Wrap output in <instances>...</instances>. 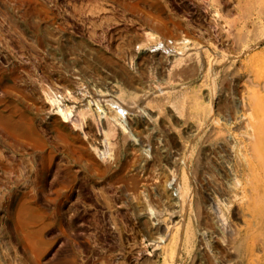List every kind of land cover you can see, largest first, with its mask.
<instances>
[{
  "label": "rangeland",
  "instance_id": "374dc122",
  "mask_svg": "<svg viewBox=\"0 0 264 264\" xmlns=\"http://www.w3.org/2000/svg\"><path fill=\"white\" fill-rule=\"evenodd\" d=\"M259 52L264 0H0V110L25 130L0 123V264H264ZM74 87L108 113L119 89L148 98L109 144L105 120L84 139L51 111Z\"/></svg>",
  "mask_w": 264,
  "mask_h": 264
},
{
  "label": "bare ground",
  "instance_id": "6f19581e",
  "mask_svg": "<svg viewBox=\"0 0 264 264\" xmlns=\"http://www.w3.org/2000/svg\"><path fill=\"white\" fill-rule=\"evenodd\" d=\"M213 3V2H212ZM219 9V8H218ZM218 11L219 10H217V9H215L214 10V13L216 14L215 16H219V14H218ZM216 17V18H217ZM222 17V16H221ZM221 31V30H220ZM219 32V31H218ZM225 34H227V33H225ZM224 34V35H225ZM222 35V34H221ZM147 36V38H145L144 40H146V41H148V40H152V41H156V39H154L153 37H154V34L153 33H147V35H145V37ZM218 36H219V34H218ZM226 36V35H225ZM230 36V35H229ZM220 37V36H219ZM219 37H217L216 36V38L218 39ZM227 38L226 39H228V35L226 36ZM231 37V36H230ZM238 37V36H237ZM225 39V40H226ZM230 39V38H229ZM235 39H237V38H235ZM234 40V39H233ZM238 40V39H237ZM210 41V40H209ZM219 41H220V38H219ZM241 41H244V40H239V43H240V48H241V50H242V52H243V54L245 53L246 55H249V53L250 52H252L253 50H255V48H256V46H257V43H252L251 44V42H249L248 40H245L246 42H241ZM159 42V41H158ZM216 42V41H215ZM230 42V41H229ZM236 42V41H235ZM238 42V41H237ZM154 43V42H153ZM157 43V42H156ZM155 43V44H156ZM213 43H214V41H213ZM234 43V42H233ZM143 44H144V41H143ZM145 44H147L146 42H145ZM148 44H149V42H148ZM151 44H152V42H151ZM180 44V47L178 46ZM177 43V48H178V51L181 49V50H183V49H185V51L186 50H188V48H187V46H188V44H190V40H188V39H186V38H182V40L180 41V43ZM195 44V52L197 51L198 53H200V51H203L202 49H204L206 52L208 51V52H211V56H222V53H220V52H218V51H220V49L221 48H219V50H218V48H217V46H215V45H213V44H209L208 45V47L207 48H203V47H201L198 43H194ZM235 45V44H234ZM233 45V46H234ZM219 46V45H218ZM223 46V45H222ZM231 46H232V43H231ZM238 46V45H237ZM147 47V46H146ZM148 47H150V46H148ZM191 47V46H190ZM227 47V46H226ZM156 48H158V47H156ZM180 48V49H179ZM230 48V47H229ZM228 48V49H229ZM193 49V50H194ZM197 49V50H196ZM231 49H232V47H231ZM239 49V48H238ZM153 50V49H152ZM171 50H173V49H171ZM192 50V51H193ZM244 50V51H243ZM167 51V50H166ZM204 51V52H205ZM229 51V50H228ZM227 51V52H228ZM188 52H189V50H188ZM187 52V53H188ZM226 52V51H225ZM183 52H181V55H183L182 54ZM186 53V54H187ZM224 53V52H223ZM260 53V55H259V57H260V59H257V64H260L262 67V69H264V53L263 52H259ZM180 54V53H179ZM185 54V53H184ZM185 54V55H186ZM205 54V53H204ZM180 55V56H181ZM200 55H201V53H200ZM187 56V55H186ZM196 56V55H195ZM203 56H205V55H203ZM188 57V56H187ZM186 57V58H187ZM224 57H226L224 54H223V56L222 57H220V58H223L224 59ZM166 58V57H165ZM168 58V57H167ZM183 59H184V57H182ZM191 58V57H190ZM199 58V57H198ZM205 58V57H204ZM214 58V57H213ZM181 59V57H178V59L176 58V60H175V62H173L174 64H175V66L178 68V63L181 61L180 60ZM192 59H194V58H192ZM185 60V59H184ZM207 61H205V59H204V61L206 62V65H207V68H205L206 66H204V69L205 70H203V68H201V67H196L197 68V71L195 70V71H191V72H188V69L186 68V70H187V74H189L188 76L190 77V75H192V76H194L195 75V73L196 72H198L199 70H200V72L203 70V71H205V75L206 76H208V78L210 79L211 78V76L213 75V67H212V65H213V59L210 61V57H208L207 59H206ZM194 61V60H193ZM198 61H199V59H198ZM182 62V61H181ZM201 62V61H200ZM169 63H170V61H169ZM172 63V64H173ZM192 63V62H191ZM198 63V62H197ZM204 63V62H203ZM195 64V63H194ZM216 64V63H215ZM218 64V63H217ZM253 64H254V62H253ZM196 65V64H195ZM199 65V64H198ZM202 66H203V64H202ZM175 67V68H176ZM172 68V67H171ZM174 68V67H173ZM181 68V67H180ZM195 68V69H196ZM182 69H184V68H182ZM173 70V69H172ZM175 70V69H174ZM173 70V71H174ZM185 70V69H184ZM183 70V71H184ZM185 70V71H186ZM175 71H177V70H175ZM179 71V70H178ZM182 71V72H183ZM202 71V72H203ZM181 72V71H180ZM178 73V72H177ZM186 73V72H185ZM169 74H170V72H169ZM194 74V75H193ZM197 74V73H196ZM216 74H217V72H216ZM222 74V73H221ZM156 75V74H155ZM168 75V74H167ZM177 75V74H176ZM182 75L183 76H186V74L184 75V73H182ZM214 75H215V73H214ZM169 76V75H168ZM170 76H171V74H170ZM172 76H174V74L172 75ZM187 76V77H188ZM203 76V75H202ZM217 76V75H216ZM224 76V75H223ZM226 76V75H225ZM154 77V76H153ZM155 78V77H154ZM171 78V77H170ZM169 78V80L167 81L169 84H170V82H171V79ZM185 78V77H184ZM184 78H182V79H184ZM213 78V77H212ZM223 78V77H222ZM159 79V78H158ZM214 79V78H213ZM224 79H225V77H224ZM230 79H231V77H230ZM155 80V79H154ZM229 80V79H228ZM211 81V83L209 84V85H211L212 84V86H210V88H209V97H210V100H211V98L213 97V95H214V90L216 89L214 86V82L212 81V79L210 80ZM179 82V81H178ZM177 82V83H178ZM222 82V81H221ZM68 83V82H67ZM176 83V82H175ZM183 85V84H182ZM186 85V84H185ZM208 85V86H209ZM76 86V85H75ZM78 86V85H77ZM180 86V85H179ZM205 86H207V85H205ZM135 87V86H134ZM170 87V86H169ZM183 87V86H182ZM75 88V87H74ZM83 88V87H82ZM159 88V87H158ZM158 88L156 89V90H158ZM76 89V91H75V93L74 92H70V91H67V93H65V96L64 97H62L58 92H49V93H46V95L44 94V97H45V100H47L48 101V103H49V105H50V107H51V111H53L54 112V114L55 115H57V116H59L60 117V120H61V122H63L65 125L63 126L64 128L66 127V124H68V125H70V126H72L73 128H75L76 130H78L79 132H81V134H82V136H83V138L85 139L86 137L88 138V136H87V133L85 132V127L87 128V126H88V123H87V120H89L90 121V123H91V125H93L95 128L97 127V128H100V121L103 119V120H105V122H107V128L105 129L106 131L103 133L104 134V136H105V141L106 142H108L109 144H110V138L111 137H113L114 136V134L118 131V130H122V131H125L126 130V128H128V127H126V123H125V120H123V118H121L122 117V113H121V111L119 110L120 109V107H122L123 105H125V107H128V103L130 104V107H128V108H131V110H132V112H137L139 109L141 110V111H143V109L140 107H138L137 105H135L136 104V101L135 100H139V99H141V98H148V93H147V95H144L143 94V96H139V95H136V94H134V93H131V92H126V91H123L122 89L120 90L119 89V94H118V99H116L115 100V104H116V107H114L115 108V110L112 112V113H108L107 111H105L103 108H102V106H101V104H100V102L101 101H99V100H97V99H93L92 97H90V99H88L87 98V92H86V95L83 93V91H82V89H81V87L79 88V87H76L75 88ZM162 90L164 89V90H166L165 89V87L164 88H161ZM177 89V88H176ZM74 90V89H73ZM164 90L162 91V92H164ZM173 90V89H172ZM181 90V89H180ZM186 90L188 91V88L187 89H185V97H192L194 100V103L196 104V105H200V106H202L203 108H205V106H203V102H202V100L199 98V97H197V96H195V93H194V89L193 88H189V91H190V93L188 94L187 93V95H186ZM86 91V90H85ZM170 91V90H169ZM182 91H184V90H182ZM89 92V91H88ZM157 92H160L161 93V91H157ZM168 91H166L165 92V94L167 93ZM175 92V91H174ZM71 93H74V95L73 94H71ZM182 92H180V94H181ZM71 94V95H70ZM171 94V93H170ZM142 95V94H141ZM171 96H172V94H171ZM181 96V95H180ZM65 97H67L68 98V100H70L71 101V103H73V104H79L80 105V109H75V108H73V106H67V105H65V104H63L62 103V99L63 98H65ZM169 97H170V95H169ZM184 97V95H183V98H185ZM107 99H108V97H107ZM129 99H131V100H129ZM141 100H143V99H141ZM214 100V99H213ZM131 102V103H130ZM184 102V101H183ZM213 102V101H212ZM185 103V102H184ZM179 104V103H178ZM180 104H181V102H180ZM211 104V103H210ZM5 105V104H4ZM139 105V104H138ZM182 105V104H181ZM181 105H180V107H181ZM132 106H134V107H132ZM183 106V105H182ZM212 106V105H211ZM233 106V105H232ZM94 107V108H93ZM104 107V106H103ZM183 107H185V106H183ZM138 108V109H137ZM212 108V107H211ZM210 108V109H211ZM75 109V110H74ZM94 109L96 110L97 109V111H98V113H95V111H94ZM210 109H209V105H208V107L206 108V112H207V115H210V113H211V111H210ZM235 109V108H234ZM123 112V111H122ZM144 112V111H143ZM142 112V113H143ZM205 112V113H206ZM110 114V115H109ZM98 116V117H97ZM215 122V121H214ZM0 123H1V125L2 126H4V127H7V128H10V130H13V131H16V130H18V131H20V133L19 134H23V133H25V130H24V125L20 122V121H18V120H15V114H14V112L12 111V110H8V112L7 113H5V114H3L2 112H1V110H0ZM198 124V123H197ZM52 125V124H51ZM220 125V124H219ZM91 128V127H90ZM51 129H54V128H51ZM74 129V130H75ZM2 130V129H1ZM24 130V131H23ZM57 130V129H56ZM199 130H200V128H199ZM13 135V134H12ZM7 136V135H6ZM10 137V136H9ZM15 137V136H14ZM15 139H17V138H15ZM19 139V138H18ZM112 139V138H111ZM135 139V138H134ZM107 143H105L104 145H106ZM107 146H108V144H107ZM100 153V152H99ZM102 153H104V152H102ZM101 153V154H102ZM102 156H103V154H102ZM105 156V155H104ZM109 157V156H108ZM262 188H264V187H262ZM261 193H263V194H261V195H264V191H262ZM217 207V206H216ZM218 208V207H217ZM218 211V210H217ZM257 211V214H256V220H258V222H260L261 221V219H262V217H264V205H263V207L262 206H259V209L258 210H256ZM219 212V211H218ZM220 219H222V218H220ZM223 220V219H222ZM224 224V223H223ZM225 225V224H224ZM225 227V226H224ZM167 230H168V228H167ZM166 230V231H167ZM168 232V231H167ZM160 241H163V240H160Z\"/></svg>",
  "mask_w": 264,
  "mask_h": 264
}]
</instances>
